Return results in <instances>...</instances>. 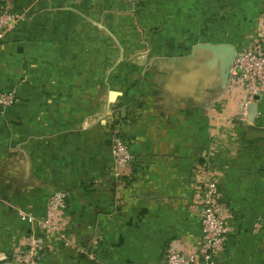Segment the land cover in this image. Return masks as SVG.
<instances>
[{"label": "crops", "instance_id": "crops-1", "mask_svg": "<svg viewBox=\"0 0 264 264\" xmlns=\"http://www.w3.org/2000/svg\"><path fill=\"white\" fill-rule=\"evenodd\" d=\"M1 5L30 18L0 44V90L19 94L0 113V262L31 233L18 210L44 216L57 188L71 192L61 226L71 242L52 237L39 264H158L172 242L190 252L204 169L232 214L220 264H264V95L254 122L249 110L236 121L243 92L227 90L229 52L196 40L227 7L228 32H249L264 0ZM127 117L135 163L119 186L111 137Z\"/></svg>", "mask_w": 264, "mask_h": 264}, {"label": "built area", "instance_id": "built-area-1", "mask_svg": "<svg viewBox=\"0 0 264 264\" xmlns=\"http://www.w3.org/2000/svg\"><path fill=\"white\" fill-rule=\"evenodd\" d=\"M134 10L141 0H124ZM29 9L18 10L8 5L0 6V44L13 33L20 23L27 22ZM235 55L229 69L227 90L230 94L241 91L236 121L247 123L250 104L257 102V97L264 95V12L255 18L249 35L244 40L231 43ZM19 98L18 87L0 90V113L13 107ZM131 118L119 120L111 137L113 152L112 177L119 186L132 177L131 167L135 155L130 148L126 127ZM201 178L193 181V194L190 208L196 211L200 221L201 235L197 245L190 252L182 250L172 242L164 252L158 264H220L218 255L225 249L229 234L230 208L224 202L219 184L204 169L198 170ZM71 192L57 188L49 196L44 216L36 217L32 213L19 209L17 216L31 227V233L19 242L11 256L0 264H39L46 256L45 243L52 237L61 238L64 246L71 240L61 232L63 214L68 208ZM58 235V236H57ZM57 236V237H56ZM88 258L96 259L94 252H87Z\"/></svg>", "mask_w": 264, "mask_h": 264}, {"label": "rangeland", "instance_id": "rangeland-1", "mask_svg": "<svg viewBox=\"0 0 264 264\" xmlns=\"http://www.w3.org/2000/svg\"><path fill=\"white\" fill-rule=\"evenodd\" d=\"M233 11L234 7H227L221 13L220 11H218V13L216 12V15L209 19L212 26H209L208 24L206 25L204 23H201L199 26H197V34H199L197 35V42H201V44H230L228 30L225 27L232 25V23L230 24V21L228 22V18L231 17Z\"/></svg>", "mask_w": 264, "mask_h": 264}, {"label": "water", "instance_id": "water-1", "mask_svg": "<svg viewBox=\"0 0 264 264\" xmlns=\"http://www.w3.org/2000/svg\"><path fill=\"white\" fill-rule=\"evenodd\" d=\"M199 46H205V47H212V48H216V49H223L226 50L227 52H229V61H228V65L226 68V72H225V78L226 81H228V74H229V69L230 66L232 64L234 55H235V49L231 44H223V45H214V47L211 44H200ZM249 121L250 122H254L255 121V117L257 115V107L255 103L250 104L249 106Z\"/></svg>", "mask_w": 264, "mask_h": 264}, {"label": "trees", "instance_id": "trees-1", "mask_svg": "<svg viewBox=\"0 0 264 264\" xmlns=\"http://www.w3.org/2000/svg\"><path fill=\"white\" fill-rule=\"evenodd\" d=\"M261 12H264V6L259 10V12L257 13L255 18H257V16L259 14H261ZM254 21H255V19H254ZM253 24H254V22H253ZM253 24L251 26H253ZM248 31L250 32V29ZM249 32H247V33H249ZM247 33H245V32H234V31L228 32L229 42L233 43V42L244 40L247 37V35H249Z\"/></svg>", "mask_w": 264, "mask_h": 264}]
</instances>
